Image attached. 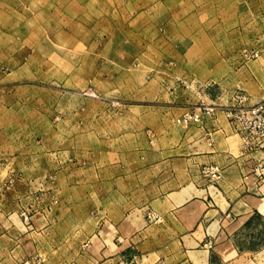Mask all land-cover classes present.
I'll return each instance as SVG.
<instances>
[{
  "label": "rangeland",
  "instance_id": "1",
  "mask_svg": "<svg viewBox=\"0 0 264 264\" xmlns=\"http://www.w3.org/2000/svg\"><path fill=\"white\" fill-rule=\"evenodd\" d=\"M204 43L225 58L240 47L245 62L264 60V0H0V205L18 197L30 222L82 204L67 184L118 172V155L153 121L148 110H164L166 90L150 83L157 65ZM228 70L219 67L217 83L173 80L201 96L192 110H227L234 92L251 96ZM85 203L115 209L118 194Z\"/></svg>",
  "mask_w": 264,
  "mask_h": 264
},
{
  "label": "crops",
  "instance_id": "2",
  "mask_svg": "<svg viewBox=\"0 0 264 264\" xmlns=\"http://www.w3.org/2000/svg\"><path fill=\"white\" fill-rule=\"evenodd\" d=\"M241 50L225 58L207 43L174 49L150 82L166 90L164 110H148L153 121L143 141L134 138L129 154L118 155V172L79 174V186H67L80 189L82 204L37 212L30 222L18 197L0 205V264H264V182L252 174L264 150L245 149L224 109L180 123L201 113L192 110L201 96L173 80L217 83L219 67H226L232 87L245 84L257 101L264 96V60L247 63ZM214 165L223 171L217 182L204 173ZM92 194H118V205L92 210L85 203ZM151 213L160 220L150 222Z\"/></svg>",
  "mask_w": 264,
  "mask_h": 264
},
{
  "label": "built area",
  "instance_id": "3",
  "mask_svg": "<svg viewBox=\"0 0 264 264\" xmlns=\"http://www.w3.org/2000/svg\"><path fill=\"white\" fill-rule=\"evenodd\" d=\"M233 105L225 110L227 118L242 135L244 147L249 151L264 150V98L255 101L250 95L242 91L234 92ZM214 109L205 108L201 113L193 112L185 114L179 122L189 125L200 120L201 115H213ZM204 173L213 181H220L223 171L220 166L214 165L204 170ZM252 174L257 180L264 182V162H260L252 169ZM150 222H158L159 216L151 213L148 216ZM212 248V243H207Z\"/></svg>",
  "mask_w": 264,
  "mask_h": 264
}]
</instances>
